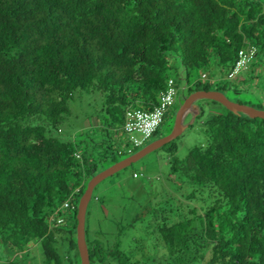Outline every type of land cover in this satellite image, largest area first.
<instances>
[{
  "label": "trees",
  "instance_id": "trees-1",
  "mask_svg": "<svg viewBox=\"0 0 264 264\" xmlns=\"http://www.w3.org/2000/svg\"><path fill=\"white\" fill-rule=\"evenodd\" d=\"M247 46L255 57L229 78ZM259 61L264 0H0V246L22 253L35 242L45 264H81L78 202L98 163L130 155L128 142L113 151L108 133L128 138L126 111L153 110L170 81L175 104L180 78L185 97L225 93L224 82L257 78ZM192 71L201 73L191 87ZM84 93L101 104L107 147L98 158L81 151L84 140L64 133L70 104ZM208 103L223 107L198 105L193 123L202 143L182 159L174 156L180 136L159 148L169 153V175L178 183L163 202L171 212L148 211L145 237L155 241L130 234L122 242L142 221L138 216L117 228L112 244L90 240L87 208L90 264H264V119L224 107L205 116ZM158 129L154 139L162 137ZM149 247L162 250L161 257H151Z\"/></svg>",
  "mask_w": 264,
  "mask_h": 264
},
{
  "label": "rangeland",
  "instance_id": "rangeland-1",
  "mask_svg": "<svg viewBox=\"0 0 264 264\" xmlns=\"http://www.w3.org/2000/svg\"><path fill=\"white\" fill-rule=\"evenodd\" d=\"M200 73V71L190 73L189 82L191 87L200 79ZM254 75H257V78L249 80L245 74H242L245 79L244 84L224 82L227 84L225 96L232 102L247 106L261 104L264 107V62H258ZM178 85L179 93L175 99L174 107L169 111L164 118L163 125L158 129V133L162 136L171 132L175 114L182 104L183 98L187 95V85L184 78H180ZM234 88L237 90L236 92ZM200 103H204V100L196 102L197 105ZM203 108L205 116L210 111L223 113V107L218 105L208 103L205 106L203 105ZM70 110L72 115L67 123V126H69L64 133L72 139L84 140L81 151L86 147L88 151H91L94 158H98L100 154L106 151L104 148L107 147L103 142L107 140V136L103 130L101 104L98 97L85 93L81 96L76 95L75 101L70 104ZM194 114H198V110L191 108L184 117L183 125L194 124ZM83 133L89 134L95 145L90 144ZM108 133L114 140L113 151L125 148L126 137L122 131L110 130ZM80 134L82 136L78 137ZM153 139V137L150 138L147 144ZM203 141L200 124L195 123L192 129L185 127L179 139L175 140L178 150L174 156L179 159L184 158L190 148ZM107 144L111 145V143ZM126 157L128 156L119 157L114 153V159L98 163L97 169L101 172ZM170 161V155L166 150L157 149L98 183L93 191V198L88 204L89 239L112 244L116 239L117 228L138 216L142 221L137 223L136 230L131 229V232L129 231L120 239L123 243L128 242L129 236L132 234L136 240L143 242L150 239L147 243H153L156 239L154 236H150L148 239L145 237L147 231L144 228L149 220L148 211L165 208L167 213L171 212V209L164 207L163 202L167 197L175 196L173 185L174 182L178 183L175 177L169 175ZM134 173L137 176L136 178L133 177ZM66 217H69L68 214ZM34 243L28 244L22 253L16 251L15 253L0 246V264L6 260L12 261L14 264H45L39 243ZM149 249L150 256L153 258H160L163 253L158 248L152 249L149 247Z\"/></svg>",
  "mask_w": 264,
  "mask_h": 264
},
{
  "label": "water",
  "instance_id": "water-1",
  "mask_svg": "<svg viewBox=\"0 0 264 264\" xmlns=\"http://www.w3.org/2000/svg\"><path fill=\"white\" fill-rule=\"evenodd\" d=\"M199 100H210L219 103L233 114H244L249 118L264 119V110L257 109L252 106H247L240 103L232 102L225 96L224 93L220 91L197 90L189 94L187 97H185L175 114L173 127L168 135L152 140L150 143L145 145L143 148H141L134 154L126 157L125 159H122L121 161L114 163L112 166L108 167L107 169L97 173L87 183L86 189L79 199L77 206V213H76V220H77L76 244H77V249L79 252L81 264H90L88 251L86 247V240H85V219H86L88 204L91 200L92 193L96 185L105 178L118 172L119 170L126 168L127 166H130L132 163L136 162L137 160L149 154L150 152H153L161 148L162 146L166 145L167 143L181 136L185 127L188 126V125H183L184 117L191 108L198 110V105L196 104V102ZM195 115L196 114H194V116Z\"/></svg>",
  "mask_w": 264,
  "mask_h": 264
},
{
  "label": "built area",
  "instance_id": "built-area-1",
  "mask_svg": "<svg viewBox=\"0 0 264 264\" xmlns=\"http://www.w3.org/2000/svg\"><path fill=\"white\" fill-rule=\"evenodd\" d=\"M255 55L256 51L253 46L240 49L238 51V59L235 63V67L229 74V78H234L241 71L245 70ZM175 94V88L172 86V81H170L166 92L160 97L159 105L153 110L128 109L126 111L123 125V131L128 136L129 143L126 153L131 154L133 149L142 147L156 132L163 123L168 110L173 106ZM134 177H136V175H134ZM65 207H67V204H65ZM60 222L61 221L58 220V223Z\"/></svg>",
  "mask_w": 264,
  "mask_h": 264
},
{
  "label": "clouds",
  "instance_id": "clouds-1",
  "mask_svg": "<svg viewBox=\"0 0 264 264\" xmlns=\"http://www.w3.org/2000/svg\"><path fill=\"white\" fill-rule=\"evenodd\" d=\"M151 137H152V136H151ZM151 137H150V138H151ZM150 138H149V139H150ZM127 140H128V139H127ZM147 142H148V141H147ZM147 142H146L142 147H140L139 150H140L141 148H143L145 145H147ZM132 154H134V153H131L130 155H132ZM130 155H129V156H130ZM134 175H136V174L134 173V174H133V177H134ZM136 177H137V176H136ZM136 177H134V178H136Z\"/></svg>",
  "mask_w": 264,
  "mask_h": 264
},
{
  "label": "crops",
  "instance_id": "crops-1",
  "mask_svg": "<svg viewBox=\"0 0 264 264\" xmlns=\"http://www.w3.org/2000/svg\"><path fill=\"white\" fill-rule=\"evenodd\" d=\"M128 138L126 137V142H128V140H127ZM126 145H127V143H126Z\"/></svg>",
  "mask_w": 264,
  "mask_h": 264
}]
</instances>
